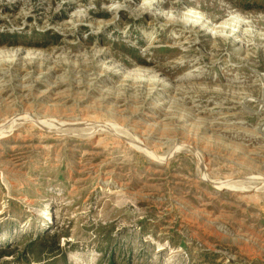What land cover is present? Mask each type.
Masks as SVG:
<instances>
[{"label": "rangeland", "instance_id": "rangeland-1", "mask_svg": "<svg viewBox=\"0 0 264 264\" xmlns=\"http://www.w3.org/2000/svg\"><path fill=\"white\" fill-rule=\"evenodd\" d=\"M3 246L264 264V0H0Z\"/></svg>", "mask_w": 264, "mask_h": 264}, {"label": "trees", "instance_id": "trees-1", "mask_svg": "<svg viewBox=\"0 0 264 264\" xmlns=\"http://www.w3.org/2000/svg\"><path fill=\"white\" fill-rule=\"evenodd\" d=\"M49 239H50V237H49L48 233H46V234L40 233V235L38 236V239L36 241H32L30 244H28L27 251L29 252V254H32V255L38 254V252L40 253L42 249H43V251H46V252L51 253V254H55V253H57L55 255L61 254V248L58 247V245H56V243L50 242ZM39 242L41 244H39ZM37 246H39V247H37ZM35 247H37V249ZM11 254L12 253L10 252V247H8V246L0 247V260L7 258V257H10ZM56 261H57V259H54L52 264H55ZM107 264H120V263H117V261L115 260V255L113 254V257L111 259H109Z\"/></svg>", "mask_w": 264, "mask_h": 264}, {"label": "bare ground", "instance_id": "bare-ground-1", "mask_svg": "<svg viewBox=\"0 0 264 264\" xmlns=\"http://www.w3.org/2000/svg\"><path fill=\"white\" fill-rule=\"evenodd\" d=\"M153 1H154V0H153ZM99 132H100V131H99ZM223 187H224V186H223ZM223 187H222V188H223Z\"/></svg>", "mask_w": 264, "mask_h": 264}]
</instances>
